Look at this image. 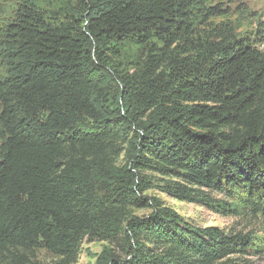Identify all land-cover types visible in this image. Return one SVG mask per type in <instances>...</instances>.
<instances>
[{"label":"trees","instance_id":"16d2710c","mask_svg":"<svg viewBox=\"0 0 264 264\" xmlns=\"http://www.w3.org/2000/svg\"><path fill=\"white\" fill-rule=\"evenodd\" d=\"M50 1L18 0L0 21V264H41L42 249L73 264L86 238L125 242V258L105 247L96 264L261 253L251 233L145 195L152 170L179 179L165 187L176 198L264 217V51L216 21L229 7Z\"/></svg>","mask_w":264,"mask_h":264},{"label":"rangeland","instance_id":"374dc122","mask_svg":"<svg viewBox=\"0 0 264 264\" xmlns=\"http://www.w3.org/2000/svg\"><path fill=\"white\" fill-rule=\"evenodd\" d=\"M40 4H47L50 0H35ZM224 7H229L228 17L217 18V22H224L239 27L242 34L252 36L257 46L264 51V41L262 38H255L257 24L259 21L264 23V0H217ZM51 2V1H50ZM18 5V0H0V21L7 20L13 16V11ZM264 29V24H263ZM142 49L136 47L128 48L127 52L139 57ZM125 155L122 154L120 162H124ZM146 177H151V188L145 195L151 198V203L156 202L163 206H169L177 210L185 220L195 226L207 227L216 226L232 233H251L256 240L263 243L261 253L249 252L247 254H232L215 264H264V217L253 216L242 211L240 215H225L219 213L216 209L200 202H189L176 198L166 190V181H178V178H171L152 170H144ZM215 198H223L222 195L215 194ZM155 202V203H156ZM153 208H132V211L140 216H146L152 212ZM109 247L112 252L120 258H125V242H108L94 239H84L80 248L78 258L73 264H96L99 255ZM41 264H61V260L53 256L50 252L42 249L38 251Z\"/></svg>","mask_w":264,"mask_h":264}]
</instances>
